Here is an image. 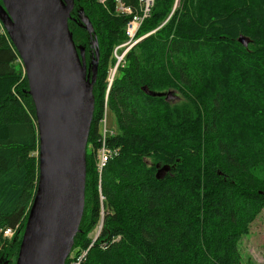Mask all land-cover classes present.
<instances>
[{
	"label": "trees",
	"instance_id": "obj_1",
	"mask_svg": "<svg viewBox=\"0 0 264 264\" xmlns=\"http://www.w3.org/2000/svg\"><path fill=\"white\" fill-rule=\"evenodd\" d=\"M70 1L94 115L85 210L65 264H243L239 242L264 210V0H155L109 91L129 18ZM19 59L0 24V264L16 263L39 182ZM109 111L117 125L103 139ZM102 147L113 155L99 172ZM7 229L19 231L4 240Z\"/></svg>",
	"mask_w": 264,
	"mask_h": 264
},
{
	"label": "water",
	"instance_id": "obj_2",
	"mask_svg": "<svg viewBox=\"0 0 264 264\" xmlns=\"http://www.w3.org/2000/svg\"><path fill=\"white\" fill-rule=\"evenodd\" d=\"M73 7L70 0L0 2V22L24 66L39 135L38 189L15 264H65L84 215L85 158L94 96L69 31ZM239 41L248 45L244 37ZM53 64L60 66L62 80L56 103L49 80ZM98 64L96 60L93 82ZM146 92L167 100L177 98L173 92ZM165 171L164 167L157 175Z\"/></svg>",
	"mask_w": 264,
	"mask_h": 264
},
{
	"label": "built area",
	"instance_id": "obj_3",
	"mask_svg": "<svg viewBox=\"0 0 264 264\" xmlns=\"http://www.w3.org/2000/svg\"><path fill=\"white\" fill-rule=\"evenodd\" d=\"M101 5L103 6H109V4H112L114 6V11L117 15L120 16H126L129 18L125 32L127 36V42L123 45H121L116 51H115V57L117 58L118 62L117 64L120 65L126 55V53L136 44L138 43L142 37H139V31L143 25V23L151 17L155 0H138V4L136 6L129 5L126 0H97ZM127 46V47H126ZM126 47L125 51L120 55L118 53L119 49H122ZM117 70L112 69L110 72L111 79L109 83V87L111 86V83L113 82L114 76L116 74ZM105 122V128L107 129V120L106 118L102 121L101 125ZM109 134H112V132H109L108 130H105V134L103 136V139L106 138ZM113 153L112 151L108 150L106 147H102L98 152V168L99 172L102 171L105 164L111 159ZM17 229H7L3 231V238L11 239L14 237L15 232Z\"/></svg>",
	"mask_w": 264,
	"mask_h": 264
},
{
	"label": "rangeland",
	"instance_id": "obj_4",
	"mask_svg": "<svg viewBox=\"0 0 264 264\" xmlns=\"http://www.w3.org/2000/svg\"><path fill=\"white\" fill-rule=\"evenodd\" d=\"M66 3H68V2H66ZM69 6H70V3L68 4V7ZM0 24L3 27L1 22H0ZM126 42L127 41H125V43ZM125 43H123V44H125ZM120 46H116L114 49V52ZM125 49H126L125 47L122 49H119L118 53L121 52V53H119L121 55L125 51ZM80 53L83 54V50H81ZM122 62H124V59ZM17 64L19 65V68L22 70V73H24L25 71H24V67H23L21 60H20V62L17 61ZM110 79H111V75H109V79H108L109 83H110ZM111 85H112V83H111ZM116 125L117 124H116L115 115L111 111H109L108 115H107V125H106V127L108 126V128L107 129L105 128V122H103L102 125L100 124L99 129H100L101 134L104 136L105 130H108V129L109 130H115ZM90 148L91 147L88 145V149L86 148V155L90 154ZM262 176L264 177V168L262 171ZM18 231H16L15 234ZM98 232H99V229H97V231L95 232V234H93V236L94 235L96 236L98 234ZM22 235H23V233H22ZM11 239H6V240H11ZM239 249L241 251V255L243 258V264H264V210L257 217V219L251 224L249 233L241 238V240L239 242ZM72 256H74V254Z\"/></svg>",
	"mask_w": 264,
	"mask_h": 264
},
{
	"label": "bare ground",
	"instance_id": "obj_5",
	"mask_svg": "<svg viewBox=\"0 0 264 264\" xmlns=\"http://www.w3.org/2000/svg\"><path fill=\"white\" fill-rule=\"evenodd\" d=\"M155 6V5H154ZM105 7V6H104ZM142 28V27H141ZM141 30V29H140ZM6 31V30H5ZM126 48V47H125ZM247 48V47H246ZM122 65V64H121ZM119 65L116 63L114 69H118ZM111 72V71H110ZM61 68L59 65L57 64H53L51 67H50V70H49V80H50V83L52 85V91H53V101L54 103H56L57 99H58V96H59V92H60V89H61V85H62V80H61ZM110 75V74H109ZM52 81V82H51ZM111 87V86H110ZM110 87L108 85V91L110 90ZM92 125V124H91ZM90 134V133H89ZM90 136V135H89ZM111 150V149H110ZM109 162V161H108ZM168 168V167H167ZM104 169V168H103ZM102 169V170H103ZM161 170V169H160ZM86 176V175H85ZM102 223V222H101ZM54 243V242H53ZM54 246V244L52 245ZM53 248V247H52ZM80 259V258H79ZM78 259V260H79ZM82 262V261H81Z\"/></svg>",
	"mask_w": 264,
	"mask_h": 264
}]
</instances>
